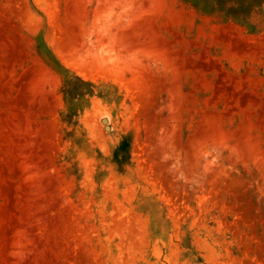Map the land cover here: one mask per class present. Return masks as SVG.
Here are the masks:
<instances>
[{"label": "rangeland", "instance_id": "obj_1", "mask_svg": "<svg viewBox=\"0 0 264 264\" xmlns=\"http://www.w3.org/2000/svg\"><path fill=\"white\" fill-rule=\"evenodd\" d=\"M0 264H264V0H0Z\"/></svg>", "mask_w": 264, "mask_h": 264}, {"label": "bare ground", "instance_id": "obj_2", "mask_svg": "<svg viewBox=\"0 0 264 264\" xmlns=\"http://www.w3.org/2000/svg\"><path fill=\"white\" fill-rule=\"evenodd\" d=\"M74 44V43H73ZM78 44V43H77ZM132 60V59H131ZM129 66H140L141 63L139 62V60H135L133 62H129L127 63ZM142 69V66H140L138 68V70H141ZM177 80V73L175 70H173V74L171 76V79L166 83V85H172L174 82H176Z\"/></svg>", "mask_w": 264, "mask_h": 264}]
</instances>
